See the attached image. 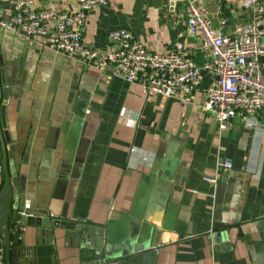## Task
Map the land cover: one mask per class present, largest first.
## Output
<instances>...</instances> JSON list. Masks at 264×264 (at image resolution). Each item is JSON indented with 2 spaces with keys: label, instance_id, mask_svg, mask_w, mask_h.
I'll return each mask as SVG.
<instances>
[{
  "label": "crops",
  "instance_id": "obj_1",
  "mask_svg": "<svg viewBox=\"0 0 264 264\" xmlns=\"http://www.w3.org/2000/svg\"><path fill=\"white\" fill-rule=\"evenodd\" d=\"M10 1L0 0L6 15ZM32 1L34 10L54 13L43 23L47 30L77 7L75 0ZM193 1L224 35L264 16V3L260 12L244 10V0ZM184 11L181 0H107L89 12L81 38L99 56L116 46L108 33L117 29L150 51L194 49L201 42L188 34ZM0 53L9 67L7 130L20 148L22 172L34 170L29 185L37 200L29 202H39L50 220L22 230L23 264L264 263V125L249 129L240 114L218 130L203 110L209 74L191 94L163 98L40 38L0 29ZM165 159L194 170L183 186L165 187ZM223 162L232 169L221 181ZM120 218L159 230L152 262L142 255L96 260L74 232L55 228L66 220L91 232Z\"/></svg>",
  "mask_w": 264,
  "mask_h": 264
},
{
  "label": "built area",
  "instance_id": "obj_2",
  "mask_svg": "<svg viewBox=\"0 0 264 264\" xmlns=\"http://www.w3.org/2000/svg\"><path fill=\"white\" fill-rule=\"evenodd\" d=\"M75 1L76 10L58 15L56 25L47 30L43 23L55 17L53 12L34 10L32 0H11L9 15L0 6V29L40 38L49 49L78 57L83 64L98 71L111 68L112 76L127 83H139L145 95L171 98L178 93L191 94L197 90L202 75L209 74L212 79L203 90V110L214 115L218 130H225L240 114L249 129L260 123L264 125L263 15L257 20L237 24L230 34L224 35L213 28L203 8L193 0H181L186 30L200 40L199 47L154 52L145 48L130 31L117 29L108 33V39L116 46L99 56L83 42L81 29L89 12L96 6L105 7L107 0ZM263 3L264 0H244L243 9L260 10ZM197 55L201 57V65L196 63ZM219 167L230 171L232 164L223 162ZM208 180L215 181V178ZM24 208L28 209V202ZM0 264H4L1 243Z\"/></svg>",
  "mask_w": 264,
  "mask_h": 264
},
{
  "label": "water",
  "instance_id": "obj_3",
  "mask_svg": "<svg viewBox=\"0 0 264 264\" xmlns=\"http://www.w3.org/2000/svg\"><path fill=\"white\" fill-rule=\"evenodd\" d=\"M9 67L0 53V153L1 162V187H0V243L3 247L4 264H23L27 259V250L20 246V234L25 227H47L50 220L46 210L40 208L39 202L30 203L29 199H36L33 187L29 183L34 181V170L25 174L22 172L20 162V148L11 142L7 130L6 106L11 97V89L7 85ZM173 164L172 160L165 159L161 166V179L166 182L165 187L171 190L170 184L183 186L190 172L182 161ZM31 167V166H30ZM221 181L226 173L221 168ZM219 181V183H221ZM183 189V188H182ZM28 202V209L25 203ZM44 217V218H42ZM122 222H119L121 221ZM56 227L74 232L80 242L87 249L95 251L96 260H105L107 257H126L129 261L137 255H142L143 260L152 262L156 248L159 230L142 226L139 221H127L120 218L118 221H107L105 225L96 227L88 232L80 224L70 223L66 220L55 222ZM121 259V258H120ZM125 262V261H124ZM128 262H125V264Z\"/></svg>",
  "mask_w": 264,
  "mask_h": 264
},
{
  "label": "flooded vegetation",
  "instance_id": "obj_4",
  "mask_svg": "<svg viewBox=\"0 0 264 264\" xmlns=\"http://www.w3.org/2000/svg\"><path fill=\"white\" fill-rule=\"evenodd\" d=\"M0 138H1V132H0ZM1 162H2V155L0 153V167H1ZM1 174V173H0ZM1 178V177H0Z\"/></svg>",
  "mask_w": 264,
  "mask_h": 264
}]
</instances>
